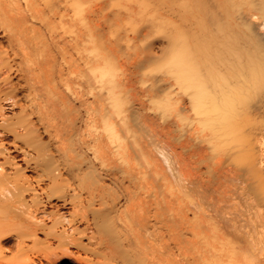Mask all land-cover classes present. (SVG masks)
Masks as SVG:
<instances>
[{
    "label": "bare ground",
    "instance_id": "bare-ground-1",
    "mask_svg": "<svg viewBox=\"0 0 264 264\" xmlns=\"http://www.w3.org/2000/svg\"><path fill=\"white\" fill-rule=\"evenodd\" d=\"M2 259L264 264V0H0Z\"/></svg>",
    "mask_w": 264,
    "mask_h": 264
},
{
    "label": "rangeland",
    "instance_id": "rangeland-1",
    "mask_svg": "<svg viewBox=\"0 0 264 264\" xmlns=\"http://www.w3.org/2000/svg\"><path fill=\"white\" fill-rule=\"evenodd\" d=\"M119 21V20H118ZM119 22H121V20L119 21ZM109 33V32H108ZM228 194H230V193H227L225 196H224V201H223V203H227V207L225 208L226 210H227V215L226 216H228V218L230 217H232V196L230 197H228ZM227 196V197H226ZM225 198H231L230 200L228 199V200H225ZM229 223H228V226L229 225H231L232 224V218L231 219H229V221H228ZM231 228V227H230ZM231 230H232V228H231ZM93 258L96 260V259H100L101 257L100 256H97V255H94L93 256ZM76 261V260H75ZM0 263L1 264H7V262L5 261V260H0ZM77 264H82L81 262L79 263V262H77ZM84 264V263H83Z\"/></svg>",
    "mask_w": 264,
    "mask_h": 264
}]
</instances>
